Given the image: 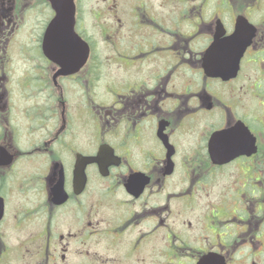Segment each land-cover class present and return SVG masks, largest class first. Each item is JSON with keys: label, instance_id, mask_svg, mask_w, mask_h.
Here are the masks:
<instances>
[{"label": "flooded vegetation", "instance_id": "flooded-vegetation-1", "mask_svg": "<svg viewBox=\"0 0 264 264\" xmlns=\"http://www.w3.org/2000/svg\"><path fill=\"white\" fill-rule=\"evenodd\" d=\"M34 2L0 0V264H264V124L238 83L250 52L264 59V0H104L102 56L75 0L89 56L59 76L41 49L54 11ZM238 17L255 35L237 76H207L217 26ZM237 123L255 151L219 164L211 136Z\"/></svg>", "mask_w": 264, "mask_h": 264}, {"label": "water", "instance_id": "water-1", "mask_svg": "<svg viewBox=\"0 0 264 264\" xmlns=\"http://www.w3.org/2000/svg\"><path fill=\"white\" fill-rule=\"evenodd\" d=\"M54 16L46 26L41 43L42 53L59 66L56 75H70L78 71L89 56V46L75 32L74 0H48ZM225 30L217 26L213 42L205 51L203 70L209 77L229 80L237 76L240 60L251 45L255 28L243 17L236 19L234 31L224 37ZM250 132L237 123L232 129L213 133L209 150L215 155V161L225 163L239 155H250L255 151L254 140ZM226 145V152L221 149ZM8 163V162H5ZM55 197L63 198L59 184L54 188ZM1 216V206H0ZM198 264H224L222 257L209 254Z\"/></svg>", "mask_w": 264, "mask_h": 264}, {"label": "rangeland", "instance_id": "rangeland-1", "mask_svg": "<svg viewBox=\"0 0 264 264\" xmlns=\"http://www.w3.org/2000/svg\"><path fill=\"white\" fill-rule=\"evenodd\" d=\"M40 1L41 0H35L34 6L36 7L40 3ZM102 1H104V0H78V4L80 6V11H81V15H82L81 17L85 21V27H86L88 32H91L93 34V37L95 40V45H96L95 51L101 56L107 53L109 46H108V42L106 44L107 38L105 39L104 35L101 32V28L96 23V19H95V17H93L92 13L94 12L95 8H97V6H99V4H101ZM243 1L251 2L252 0H238V2L236 3L237 6L239 7V5H241V3ZM35 13H37V12H35ZM48 14L49 13L46 12V10H45L43 12H40L38 15H35L33 18V42L32 41L30 42V48L32 47L33 51H34V47L36 45V41L38 40L39 36L41 35L40 33L42 30V26H43L42 22H43V20H45V17ZM100 14L102 15L103 13L100 12ZM210 15H211V11H210ZM260 31H264V28H262ZM17 52L18 53L21 52L20 45L17 46ZM34 53H35V51H34ZM253 54L254 53L250 52L249 57H248V61L246 63H244L245 65H244V68L242 71L243 73L239 79L240 81L238 82L241 85L240 86L241 87V89H240L241 113L248 117L251 114V110L254 109L257 112L259 122L264 124V108L262 106V104H264V78L260 74L264 71V59H262V60L260 59L261 61H259V65L252 64V62H250V61H251V56ZM100 62L103 63L102 68H104V70H105L106 64L103 61V59ZM259 67H260V69H259ZM254 79H257V81H254L253 85L255 82H257L259 85V87L257 88V92H258L257 100L251 96V90H250L251 83ZM99 90H101V88H99ZM38 100H41V97H38ZM19 111H20V109H19ZM262 126L264 127V125H262ZM259 127H261L260 124H259ZM24 128L25 127L23 125V130H24ZM233 176H235V173L228 172L224 176V178H222V180H221L222 183L228 184V181H231ZM220 187H221V185H219V188ZM217 193L218 192H214L213 197L218 198L216 196ZM214 199H209V200H214ZM190 220L193 221V217H190Z\"/></svg>", "mask_w": 264, "mask_h": 264}]
</instances>
